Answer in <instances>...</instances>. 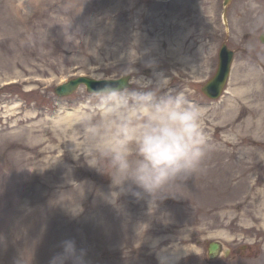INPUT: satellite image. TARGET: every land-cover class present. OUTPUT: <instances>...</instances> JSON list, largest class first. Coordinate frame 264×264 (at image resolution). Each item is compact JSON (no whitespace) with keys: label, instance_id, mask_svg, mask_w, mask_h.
I'll return each instance as SVG.
<instances>
[{"label":"rangeland","instance_id":"obj_1","mask_svg":"<svg viewBox=\"0 0 264 264\" xmlns=\"http://www.w3.org/2000/svg\"><path fill=\"white\" fill-rule=\"evenodd\" d=\"M262 33L264 0H0V264H49L65 240L86 264H218L210 241L256 245L264 264V130L249 127L264 123ZM224 43L232 72L213 99L202 87ZM154 73L201 109L209 150L165 195L119 196L73 159L89 150L93 93L56 86Z\"/></svg>","mask_w":264,"mask_h":264},{"label":"clouds","instance_id":"obj_2","mask_svg":"<svg viewBox=\"0 0 264 264\" xmlns=\"http://www.w3.org/2000/svg\"><path fill=\"white\" fill-rule=\"evenodd\" d=\"M166 80L157 73L137 76L134 86L105 84L93 93L98 113L86 124L89 150L73 148V159L83 157L89 168L109 176L112 193L152 200L201 170L209 150L201 109L183 91L166 89ZM65 208L73 218L82 212ZM61 248L49 264H86L74 240L62 241Z\"/></svg>","mask_w":264,"mask_h":264},{"label":"water","instance_id":"obj_3","mask_svg":"<svg viewBox=\"0 0 264 264\" xmlns=\"http://www.w3.org/2000/svg\"><path fill=\"white\" fill-rule=\"evenodd\" d=\"M232 0H224V6H228ZM260 40L264 43V33L261 34ZM234 52L230 50L226 44H223L220 55H219V67L217 69L216 74L212 79H210L203 87L202 91L210 98H218L223 89L225 88L229 72L230 65L233 59ZM130 75L123 76L118 79H103L97 80L90 77L80 76L76 77L67 83L61 84L56 87V93L59 96H67L72 94L81 84H85L89 92H93L105 84H113V85H128L130 86ZM217 242H212L209 246V254L210 257H214L216 255V251L218 250Z\"/></svg>","mask_w":264,"mask_h":264},{"label":"flooded vegetation","instance_id":"obj_4","mask_svg":"<svg viewBox=\"0 0 264 264\" xmlns=\"http://www.w3.org/2000/svg\"><path fill=\"white\" fill-rule=\"evenodd\" d=\"M259 255L260 251L256 245L235 242L231 246H226L219 243L218 254L215 260L218 264H229V262L233 261V264H251V259ZM209 260L211 261V259Z\"/></svg>","mask_w":264,"mask_h":264},{"label":"bare ground","instance_id":"obj_5","mask_svg":"<svg viewBox=\"0 0 264 264\" xmlns=\"http://www.w3.org/2000/svg\"><path fill=\"white\" fill-rule=\"evenodd\" d=\"M252 78L251 77H248L246 78V81H249L251 80ZM69 81V80H68ZM249 127L251 129V127H254V129L252 131H256L258 130L259 132H262L264 130V123L263 122H257V123H251L249 124ZM250 129H247L248 132H250L251 130ZM256 149L255 148H248L247 150V153L249 154V156L252 157V155H257V150L255 151ZM230 151V152H229ZM226 150V153L229 155H232L233 152H231V150ZM222 154H225V151L222 150Z\"/></svg>","mask_w":264,"mask_h":264}]
</instances>
